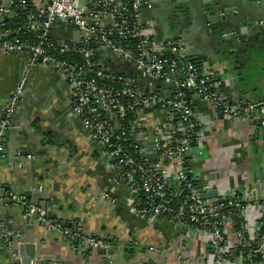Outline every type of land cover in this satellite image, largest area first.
Segmentation results:
<instances>
[{
  "label": "built area",
  "instance_id": "obj_1",
  "mask_svg": "<svg viewBox=\"0 0 264 264\" xmlns=\"http://www.w3.org/2000/svg\"><path fill=\"white\" fill-rule=\"evenodd\" d=\"M153 5L154 0H0V58L25 55L30 68L47 69L63 80L73 116L99 147L114 182L126 186L135 216L166 221L181 234H207L211 264H264V195L260 201L248 199L253 187L252 193L220 196L193 176L192 166L203 157V136L193 112L196 101L190 99L225 119L258 122L262 130L264 100L226 99L217 81L189 58L190 45L183 37L157 43L156 26L144 17ZM19 19L22 24L14 26ZM102 52L110 56L106 63ZM23 87L22 79L2 112L0 157L10 120L26 101ZM212 191L215 197L202 198ZM9 198L13 206L26 207L36 222L58 229L38 202L14 193ZM102 198L114 203L110 193ZM252 212L259 216L251 225ZM231 217L240 219L237 228L228 222ZM14 233L0 221V250L13 251L22 243ZM61 235L70 251L84 257L104 252L109 259L106 252L115 250L102 233L64 228ZM145 250L154 252L153 247ZM10 257L13 264H23L16 253Z\"/></svg>",
  "mask_w": 264,
  "mask_h": 264
},
{
  "label": "crops",
  "instance_id": "obj_2",
  "mask_svg": "<svg viewBox=\"0 0 264 264\" xmlns=\"http://www.w3.org/2000/svg\"><path fill=\"white\" fill-rule=\"evenodd\" d=\"M183 1L181 8L185 12L178 18L169 11L171 0L154 1L153 9L144 12L146 22L156 26L157 43L161 45L175 35L188 41L189 53L202 71L217 81L229 101L248 103L264 97V4L240 0ZM217 2L229 10L224 13L222 28L216 26L213 35L204 26L201 9ZM226 35L230 40H224ZM237 37L242 38V43L233 40ZM232 44H242L243 53L232 55L229 60L225 50ZM22 79L23 96L34 107L30 115L34 129L27 134L29 145L36 143L37 138L45 144L26 146L34 152L32 159L14 157L12 152L6 157L1 154L0 184L16 187V195L30 196L35 202L47 201L61 220L87 228L82 229L84 234L102 233L123 246L132 243L134 250L128 254L115 248L119 254L115 264L212 263L207 234L191 230L181 234L166 221L154 223L133 214V201L126 186L114 182L115 176L99 147L73 116L68 89L59 76L47 69L30 68L25 55L1 57L0 115ZM22 112L20 109L18 114ZM193 112L203 136V157L192 166L196 181L215 189L220 196H230L231 191L251 192L258 183L264 195L262 136L258 140L254 137L248 120L225 119L201 101H196ZM19 115L10 120V126L20 125L25 116ZM104 193H110L114 203L104 200ZM245 196L252 201L251 195ZM19 211L18 206L0 208V221L18 233L22 243H34L37 255H48L55 264H101L96 257L70 251L58 232L49 234L36 223L27 229ZM258 216L257 212L249 214L251 225ZM148 247H153L154 252L145 250ZM8 259L7 252L0 250V264H7Z\"/></svg>",
  "mask_w": 264,
  "mask_h": 264
},
{
  "label": "water",
  "instance_id": "obj_3",
  "mask_svg": "<svg viewBox=\"0 0 264 264\" xmlns=\"http://www.w3.org/2000/svg\"><path fill=\"white\" fill-rule=\"evenodd\" d=\"M155 2H159L161 0H154ZM163 1V0H162ZM173 3L169 6V11H171V13L175 16V18H178V15H181L182 13H184L185 11H182L183 9L181 8V4L185 1L183 0H171ZM243 1L245 3L249 2V3H258V4H264V0H240ZM232 4V3H231ZM218 7V9H213V7ZM201 14L203 17V23L205 28H209L211 30V34H215L216 33V26H220V28H222L224 22L226 21V17L224 16V13L229 10V9H224L221 7V2H217L215 4L213 3H208L205 4L203 6V8L201 9ZM223 15V16H222ZM174 18V20H175ZM57 23H59V21H57ZM218 23V25H216ZM221 24V25H220ZM219 28V27H218ZM219 35H221V33H219ZM230 40V36L226 35L224 37V40ZM235 42L238 41L242 43V38L241 37H237L236 39H233ZM98 53H100L101 51L98 50ZM225 52L230 56L228 57V59L230 60L232 55H238V54H242V44L241 47H236L235 44L229 45L227 47V49L225 50ZM189 58L193 61L194 56L192 54H189ZM102 59L103 61H105V63L107 61H109L110 56L107 53L102 52ZM264 100L263 96H260L258 98H256L254 101H256L257 103H261ZM19 107L21 109V111L23 110V114L19 115L18 112L15 114V118L18 117V115L21 117L25 116V118H21L20 121V125H16V126H10L8 129L7 134L5 135V137L2 139V146H3V152L2 155L3 157H6L10 152H12L14 157L20 156V157H27V156H32L33 155V151L31 150V148L38 143V145L44 146L45 142L42 139L37 138L38 140L36 141V143H34L33 145L30 143L29 145V140H28V133L30 129H34L31 128L33 127L32 122H31V118L30 115L33 111V106H30L28 101H24L22 103H19ZM29 116H26L28 115ZM1 120L5 119V114L1 113ZM33 120V119H32ZM251 127L254 128V137L258 140L259 136H262V139L264 140V130H262L259 127V123L258 122H254V123H250ZM36 130H34V134L37 135V133L35 132ZM29 145L31 148L28 149L26 146ZM36 146V145H35ZM11 193L16 194V187L14 186H9L4 184L3 182L0 184V208H3L4 206L9 207L10 209L13 206V203L11 202L9 195ZM216 193L214 191L202 195L203 199H209L211 197H215ZM252 198L254 201H260L261 200V190L259 188V185L256 184L254 185V192L252 193ZM27 199L30 200L31 197L27 196ZM20 211H19V216L20 217H24L25 221H24V226H26L27 229L32 228L33 225H38L39 227H41L42 229H44L46 232H48L49 234H54L57 233L61 234L64 228H68V229H72L73 232H77L79 234L84 233V231L82 229L87 230V228H82L81 224L80 227L78 226V222H71L69 220H61V218L59 217V213L58 212H52L51 211V204L48 203L47 201H40L39 203V207L42 208L43 210H45L46 212V218L48 220H51L53 222L54 225L58 226V229L56 230H50L49 226L46 223H39L36 222L35 218H32L28 215H26V207L24 206H18ZM17 233H14L13 236H15ZM13 240V239H10ZM63 242H67L66 238L62 239ZM34 243H31V245L27 244V243H21L19 245H17V248L14 249L13 251H9L7 252L8 254V262L7 264H13L14 263V259L10 257L11 253H16L18 255V259L21 260V262L23 264H27L28 262H32L34 260H39L42 262H46V261H52L51 257H49L48 255H37L36 253V246H33ZM112 247H115L116 249L120 250L121 252L130 253V251L134 250V245H132V243H127L126 245H118L117 243L113 242L112 243ZM69 249V248H68ZM118 251V253L120 252ZM107 255H109V259L106 258V254H104V252H100L97 255H95L94 257H96L101 264H115L116 260H117V256L119 254L116 253V250H109L106 252ZM96 259V260H97Z\"/></svg>",
  "mask_w": 264,
  "mask_h": 264
},
{
  "label": "trees",
  "instance_id": "obj_4",
  "mask_svg": "<svg viewBox=\"0 0 264 264\" xmlns=\"http://www.w3.org/2000/svg\"><path fill=\"white\" fill-rule=\"evenodd\" d=\"M29 8H27L25 11H28ZM14 26H17V25H20L22 24V19H19V20H15L13 22ZM191 102H194V101H200V100H197V99H190ZM228 222L235 228H237L240 224V219L238 217H231L228 219ZM260 233H264V226L261 228V232Z\"/></svg>",
  "mask_w": 264,
  "mask_h": 264
}]
</instances>
